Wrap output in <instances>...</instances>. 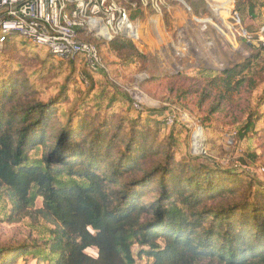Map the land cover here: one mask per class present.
Segmentation results:
<instances>
[{
	"label": "trees",
	"instance_id": "trees-1",
	"mask_svg": "<svg viewBox=\"0 0 264 264\" xmlns=\"http://www.w3.org/2000/svg\"><path fill=\"white\" fill-rule=\"evenodd\" d=\"M219 3L241 24L258 17L264 0ZM108 43L126 48L122 37ZM131 44L128 57L141 56ZM57 60L81 63L79 81L89 85L82 54ZM249 68L246 61L215 80L234 89ZM21 80L0 72V206L7 222L27 221L29 241L0 248V264H138L141 257L144 264H264V189L182 152V124L143 117L115 84L124 109L75 106L61 115L70 102L66 83L46 100ZM257 119L249 112L236 139Z\"/></svg>",
	"mask_w": 264,
	"mask_h": 264
},
{
	"label": "rangeland",
	"instance_id": "rangeland-1",
	"mask_svg": "<svg viewBox=\"0 0 264 264\" xmlns=\"http://www.w3.org/2000/svg\"><path fill=\"white\" fill-rule=\"evenodd\" d=\"M116 1L140 28V40L133 43L124 39V47L132 43L141 56L131 59L126 48L114 51L108 42L86 39L97 45L104 67L95 70L87 64L91 70L87 86L84 78L79 81L78 74L85 71L81 63L58 61L46 48L15 36L0 49H4L0 72L22 79L31 89L41 91L46 100L66 83L70 102L61 115L75 106L124 109L127 104L118 87L130 97L136 94L145 110L143 117L163 121V113L170 111L184 126L186 130L177 133L182 152L194 157L203 155L205 159L200 162L208 168L243 173L257 188L264 189V104L258 106L264 88V47L257 41L264 23V5L257 8L256 19L245 18L240 24L238 13L230 15L220 0H206L207 4L204 0H164L159 13L148 7H132V0ZM179 41L185 47H179ZM246 61L250 68L241 75L242 83L236 88L224 86L222 78L215 80L216 75ZM106 77L118 87L114 88ZM248 110L258 119L254 129L237 140L235 130ZM195 127L202 129L203 144L197 131L192 137ZM169 131L165 129V133ZM28 241L27 221L7 222L0 206V248L19 249ZM137 253L134 246L133 254ZM29 261L19 260L16 264ZM145 261V257L137 258L138 264Z\"/></svg>",
	"mask_w": 264,
	"mask_h": 264
},
{
	"label": "built area",
	"instance_id": "built-area-1",
	"mask_svg": "<svg viewBox=\"0 0 264 264\" xmlns=\"http://www.w3.org/2000/svg\"><path fill=\"white\" fill-rule=\"evenodd\" d=\"M132 1H135L132 7H148L157 13L164 5V0ZM139 29L138 23L130 20L128 11L116 0H0V49L7 37L17 36L35 47L46 48L55 59L66 60L82 54L95 70L104 67L96 45L86 39L110 42L122 37L136 43L140 40ZM257 41L264 47V27L259 31ZM179 47H185V44L179 41ZM133 95L134 108L142 109V102ZM181 117L187 121L185 115ZM162 120L167 125L177 121L170 111L163 113ZM195 131L200 134L203 144L201 127L194 128L192 137Z\"/></svg>",
	"mask_w": 264,
	"mask_h": 264
}]
</instances>
